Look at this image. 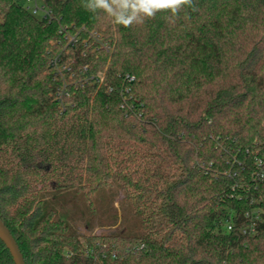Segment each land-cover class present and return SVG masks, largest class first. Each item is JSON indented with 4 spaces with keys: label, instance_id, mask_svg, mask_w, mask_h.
I'll list each match as a JSON object with an SVG mask.
<instances>
[{
    "label": "trees",
    "instance_id": "1",
    "mask_svg": "<svg viewBox=\"0 0 264 264\" xmlns=\"http://www.w3.org/2000/svg\"><path fill=\"white\" fill-rule=\"evenodd\" d=\"M41 1L51 20L0 0V220L24 264H264V182L250 178L264 155V0H194L129 27L116 4ZM61 25L86 30L61 54L75 83L59 95ZM0 264H14L1 240Z\"/></svg>",
    "mask_w": 264,
    "mask_h": 264
},
{
    "label": "built area",
    "instance_id": "2",
    "mask_svg": "<svg viewBox=\"0 0 264 264\" xmlns=\"http://www.w3.org/2000/svg\"><path fill=\"white\" fill-rule=\"evenodd\" d=\"M24 8L31 13L33 16L39 18V19H46V20H51L53 18L51 10L41 1V0H21ZM59 32L63 36V41L65 43L64 49L67 50L70 46L75 45L79 41V34L81 31H85V27H75L74 25H61L59 27ZM90 38L100 47L101 49L105 51H109L111 48L107 42H104L100 35L95 33V32H89ZM84 42V41H83ZM64 51L58 52L57 54H54L53 57L51 58V65L54 69L55 75L58 79L61 78L67 79V77L74 79V73L71 70V62L68 60L70 63L67 62V60H64V57L61 56ZM84 68L83 70H85ZM67 73V75H66ZM102 79V74L100 75H95L94 77H90L88 80H95L96 82H101ZM124 82L127 84H130L133 82L134 78L129 75L124 76ZM66 87L65 84H62L60 93L61 91L64 90ZM111 91V90H110ZM60 97V96H59ZM251 181L254 184H260L264 182V155L256 158L255 163H254V168L251 173ZM235 188H238V190L235 191ZM232 191L234 192L235 197L241 198L242 193H248L249 189L244 188L242 186H235L232 188ZM241 191V192H239ZM245 217L249 220V225L245 227L242 230L243 235L247 236H252L256 233V225L260 221V211L259 210H252L250 212H247L245 214ZM227 230H231V226L227 223ZM112 258H115V254H112Z\"/></svg>",
    "mask_w": 264,
    "mask_h": 264
},
{
    "label": "clouds",
    "instance_id": "3",
    "mask_svg": "<svg viewBox=\"0 0 264 264\" xmlns=\"http://www.w3.org/2000/svg\"><path fill=\"white\" fill-rule=\"evenodd\" d=\"M111 4H116L121 11L115 13L114 22L124 27L133 25V20L137 13H143L147 18H154L157 10L170 11L172 16H176L178 12L185 7L194 8V0H85L83 7L87 11L95 13L96 9H105L112 11ZM131 8L132 14L125 15L123 10Z\"/></svg>",
    "mask_w": 264,
    "mask_h": 264
},
{
    "label": "rangeland",
    "instance_id": "4",
    "mask_svg": "<svg viewBox=\"0 0 264 264\" xmlns=\"http://www.w3.org/2000/svg\"><path fill=\"white\" fill-rule=\"evenodd\" d=\"M65 45V43L63 42V43H61L60 45H59V52H61V51H65V54H67V50L66 49H64V46ZM55 50V48L53 49V51ZM58 51H55L54 53H53V55L54 54H57V52ZM69 59H67V62L68 63H70L69 61H68ZM53 72H54V70H53ZM97 75H100V72H98L97 73ZM59 81L61 82V84H65V85H68V84H71V83H75V80L74 79H72V78H69V77H67V79H63V80H61V78L59 79ZM62 86V85H61ZM118 199H121V197L119 196V198ZM114 207H116L117 209L119 208V204L116 202L115 204H114ZM80 208H82V206L80 207ZM83 209V208H82ZM121 217H123V214H122V212H121ZM73 226H74V228L77 230V231H79V233L80 234H86V231H85V226H84V222L81 220H79L78 222H73ZM96 231H95V234H97V233H101V234H109L110 232H124V231H126L127 230V223L125 222V223H123V221L119 224V225H117V227H115L113 230H111V229H106V230H103V229H95Z\"/></svg>",
    "mask_w": 264,
    "mask_h": 264
},
{
    "label": "water",
    "instance_id": "5",
    "mask_svg": "<svg viewBox=\"0 0 264 264\" xmlns=\"http://www.w3.org/2000/svg\"><path fill=\"white\" fill-rule=\"evenodd\" d=\"M0 240L8 249L14 264H24L23 256L7 227L0 220Z\"/></svg>",
    "mask_w": 264,
    "mask_h": 264
}]
</instances>
